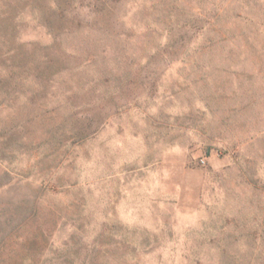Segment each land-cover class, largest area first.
I'll use <instances>...</instances> for the list:
<instances>
[{
	"label": "rangeland",
	"instance_id": "1",
	"mask_svg": "<svg viewBox=\"0 0 264 264\" xmlns=\"http://www.w3.org/2000/svg\"><path fill=\"white\" fill-rule=\"evenodd\" d=\"M0 264H264V0H0Z\"/></svg>",
	"mask_w": 264,
	"mask_h": 264
}]
</instances>
